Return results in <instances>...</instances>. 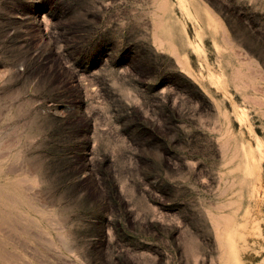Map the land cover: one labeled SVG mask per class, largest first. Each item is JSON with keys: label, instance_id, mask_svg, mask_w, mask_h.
Returning <instances> with one entry per match:
<instances>
[{"label": "rangeland", "instance_id": "obj_1", "mask_svg": "<svg viewBox=\"0 0 264 264\" xmlns=\"http://www.w3.org/2000/svg\"><path fill=\"white\" fill-rule=\"evenodd\" d=\"M0 264H264V0H0Z\"/></svg>", "mask_w": 264, "mask_h": 264}]
</instances>
